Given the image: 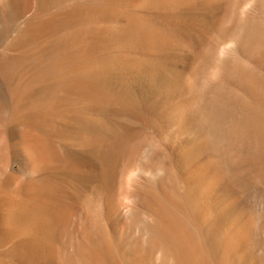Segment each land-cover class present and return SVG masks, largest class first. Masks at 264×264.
I'll use <instances>...</instances> for the list:
<instances>
[{"label":"bare ground","instance_id":"bare-ground-1","mask_svg":"<svg viewBox=\"0 0 264 264\" xmlns=\"http://www.w3.org/2000/svg\"><path fill=\"white\" fill-rule=\"evenodd\" d=\"M0 264H264V0H0Z\"/></svg>","mask_w":264,"mask_h":264}]
</instances>
